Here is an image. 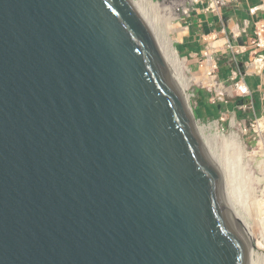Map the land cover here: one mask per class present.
<instances>
[{
	"label": "water",
	"instance_id": "obj_1",
	"mask_svg": "<svg viewBox=\"0 0 264 264\" xmlns=\"http://www.w3.org/2000/svg\"><path fill=\"white\" fill-rule=\"evenodd\" d=\"M226 184L135 0H0V264H254Z\"/></svg>",
	"mask_w": 264,
	"mask_h": 264
},
{
	"label": "rangeland",
	"instance_id": "obj_2",
	"mask_svg": "<svg viewBox=\"0 0 264 264\" xmlns=\"http://www.w3.org/2000/svg\"><path fill=\"white\" fill-rule=\"evenodd\" d=\"M135 2H142L149 7L155 25L160 28L165 38L171 44L176 56H180L181 60H186V63L182 65V74L189 88L184 92L189 98L190 107L194 109L202 137L204 136L205 141L208 142H206L207 145L209 144L210 149L214 153L216 152L221 155V162L225 165L224 167H228L231 179L228 195L233 201L235 212L240 215V223L245 228L250 240H252L255 253L258 251L264 252L257 245L261 238L260 230L257 227L260 219V217L258 218V209L260 207L264 209V132H261L264 131V127L262 125L260 129L256 124L257 120L264 118V115L257 119L255 113L252 114L250 111V117H248L247 112L249 110L236 108L238 94L240 93H238V88L233 85L235 82L232 83V86L223 82L230 74L229 70L224 68L222 64L220 67L218 66L220 72L219 83L225 89L222 90L225 100L222 103L213 104L211 101L212 96L216 95L217 91H221L220 89L217 90L216 87L212 89V92L208 90L210 89L209 86L215 85L214 78L211 76L206 77L202 69L199 74L190 72L189 68L192 72L197 70L198 63L191 58L188 68L185 56H191L193 49L181 46L194 41L192 39L193 33L188 30L189 24L187 23L190 20L188 17L191 14L193 0H135ZM186 12H188L187 15L185 14ZM167 19L170 20L168 23ZM172 20H174L175 24H181L182 28L187 30V34L180 37L181 41H179V35L173 33L170 28ZM221 46V42L217 44L216 51ZM209 49L210 47L206 49L205 54ZM216 51L214 54H216ZM219 106H222L221 109ZM256 111L257 115L260 116L259 106ZM239 112H244L245 117L241 113L239 114ZM235 113L241 117L235 118ZM222 116L227 118L226 121L221 120ZM232 119H235V123L233 124ZM260 121L262 123L264 120ZM232 135H237L242 140L245 155L240 153L235 146H232L230 139ZM225 138H227L226 141H224ZM240 155L244 157L240 158ZM261 253L259 254L262 255Z\"/></svg>",
	"mask_w": 264,
	"mask_h": 264
},
{
	"label": "crops",
	"instance_id": "obj_3",
	"mask_svg": "<svg viewBox=\"0 0 264 264\" xmlns=\"http://www.w3.org/2000/svg\"><path fill=\"white\" fill-rule=\"evenodd\" d=\"M188 18V30L192 31L194 41L181 47L193 49L191 56H185L188 68L191 58L198 63L197 70L192 72L189 68L190 72L201 73L200 62L208 61V52H215L217 44L221 42L222 46L213 54V58L219 67L222 64L229 70L230 76L223 82L229 86L235 82L233 85L236 87L239 85L248 89L247 97L238 94L236 104L243 102L245 110H249L248 117L251 111L259 119L264 115V52L256 50L252 41L255 39L256 24L264 22V0H200L192 4ZM206 44L210 49L205 54L208 48ZM217 76L219 80V68ZM258 106L260 116L256 111ZM240 113L245 117L244 112ZM235 114V117H241Z\"/></svg>",
	"mask_w": 264,
	"mask_h": 264
},
{
	"label": "bare ground",
	"instance_id": "obj_4",
	"mask_svg": "<svg viewBox=\"0 0 264 264\" xmlns=\"http://www.w3.org/2000/svg\"><path fill=\"white\" fill-rule=\"evenodd\" d=\"M137 5L139 6V8L141 9L142 13H143V16L152 32V34L154 35V38L156 40V44L160 50V53L162 55V57L164 58V60L166 61V63L168 64V66L170 67V69L172 70V72L174 73L175 77H176V80L181 88V90L183 91L184 93V96H185V100L188 104V107L190 106L189 104V98L188 96L185 94V90L189 88V86L185 83V80L183 79V71H182V65L186 63V60H181L178 56H176L171 44L168 42V40L165 38V36L163 35V33L161 32L160 28L158 26L155 25V22H154V19L153 17L151 16V12L149 10V7L147 5H144L142 2H136ZM182 7V6H181ZM186 9V8H185ZM188 11V10H187ZM186 15L188 14V12L185 13ZM170 20L167 19V23L169 22ZM170 28L172 30L173 33H176L177 35H179V41L180 40V37L181 36H184L187 34V30H184V28H182L181 24H175L174 23V20L171 21L170 23ZM225 42V41H224ZM175 49V47H174ZM178 53V52H177ZM214 50H210L208 52L209 54V60L205 63V65L202 66V72L203 74H206V77L207 76H210L211 74V71L214 69V67L216 66V63L214 61V58H213V54H214ZM209 78V77H208ZM208 80V79H207ZM242 88H244L245 86H241ZM191 108V107H190ZM264 120V118H262ZM262 119H259L257 121V125L258 127L261 129L262 128V125L264 127V121L261 123L260 120ZM219 127V126H218ZM233 127H235V125H233ZM198 131L199 133L202 135L201 131H200V127L198 125ZM261 132H264V131H261ZM204 138V136H203ZM231 139V142H232V146H235V148L240 151V153H242L243 155H245V148H244V145H243V142L242 140L239 138V136L237 135H232L230 137ZM227 138L224 139V141H226ZM207 142V141H206ZM208 143V142H207ZM208 147L210 149V146L208 144ZM234 149V148H233ZM243 149V151H242ZM236 150V151H237ZM211 153L214 157V159L216 160V162L218 163V165L220 166V168L222 169V171L224 172L225 174V177H226V180H227V184H226V188H225V201H226V205H227V208L228 210L230 211V213L233 215V217L235 218V220L237 221V223L240 225V227L242 228V230L244 231V233L247 235V237L249 238L245 228L241 225L240 223V215L236 214L235 212V207H234V204H233V201L231 200V197L228 195V187L230 186V183H231V179H230V174L228 173V167H224L225 165L222 164L221 162V155L219 153H214L213 150H211ZM241 154V155H242ZM240 155V158L241 157H244V156H241ZM224 161V160H223ZM227 161V160H226ZM244 161V160H243ZM228 162V161H227ZM229 165V164H228ZM227 166V164H226ZM231 166V165H230ZM243 166V165H242ZM244 167V166H243ZM234 182V181H233ZM251 182V181H250ZM234 184V183H233ZM252 184V182H251ZM235 186V185H234ZM231 192V191H230ZM261 206V205H260ZM260 217L259 219V222H258V225L257 227L259 228V233L261 234V238L259 239L258 241V247L259 249H263L264 250V209H262L261 207L258 209V218ZM257 218V219H258ZM258 221V220H257ZM253 228H255V226H253ZM258 230V229H256ZM250 239V238H249ZM252 242V240H251ZM253 243V242H252ZM262 250V251H263ZM259 253H261V251H258L255 253V263L254 264H263L264 262V252H262L260 255ZM257 260V261H256Z\"/></svg>",
	"mask_w": 264,
	"mask_h": 264
},
{
	"label": "built area",
	"instance_id": "obj_5",
	"mask_svg": "<svg viewBox=\"0 0 264 264\" xmlns=\"http://www.w3.org/2000/svg\"><path fill=\"white\" fill-rule=\"evenodd\" d=\"M200 0H193V3H199ZM220 9V8H219ZM253 46L255 47L256 50L264 52V22H258L256 24V32H255V39L252 41ZM206 57L208 58V56L206 55ZM207 62V60H202L200 62V68H202L203 65H205V63ZM216 66L214 67V69L211 71V77L215 79V85L209 86L210 89H208L209 91L212 92V89L214 87H216V89H220L221 91H217L216 95L212 96V103L213 104H217V103H222L225 102L224 100V94L222 90L224 89V86L222 84L219 83L218 80V76H217V70H218V64L215 61ZM218 87V88H217ZM239 93H240V97H247L249 95V91L246 87L242 88L239 85H237ZM239 109H245L246 105L243 102H240L238 105ZM224 115V114H223ZM236 118V117H235ZM226 117L222 116L221 120L226 121ZM235 119H232V124L235 123L234 122ZM258 121V120H257ZM264 264V262H263Z\"/></svg>",
	"mask_w": 264,
	"mask_h": 264
},
{
	"label": "trees",
	"instance_id": "obj_6",
	"mask_svg": "<svg viewBox=\"0 0 264 264\" xmlns=\"http://www.w3.org/2000/svg\"><path fill=\"white\" fill-rule=\"evenodd\" d=\"M222 107V106H219V108ZM221 109V108H220Z\"/></svg>",
	"mask_w": 264,
	"mask_h": 264
}]
</instances>
